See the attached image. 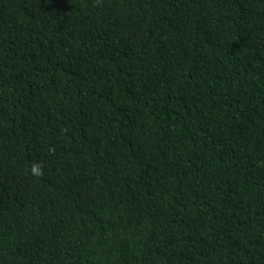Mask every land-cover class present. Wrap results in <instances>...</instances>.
<instances>
[{
    "label": "trees",
    "instance_id": "obj_1",
    "mask_svg": "<svg viewBox=\"0 0 264 264\" xmlns=\"http://www.w3.org/2000/svg\"><path fill=\"white\" fill-rule=\"evenodd\" d=\"M0 264H264V0H0Z\"/></svg>",
    "mask_w": 264,
    "mask_h": 264
},
{
    "label": "clouds",
    "instance_id": "obj_2",
    "mask_svg": "<svg viewBox=\"0 0 264 264\" xmlns=\"http://www.w3.org/2000/svg\"><path fill=\"white\" fill-rule=\"evenodd\" d=\"M33 172L35 173L36 172V169H33Z\"/></svg>",
    "mask_w": 264,
    "mask_h": 264
}]
</instances>
